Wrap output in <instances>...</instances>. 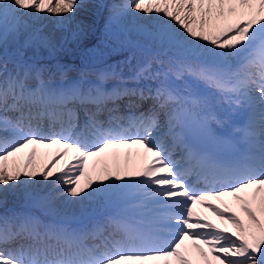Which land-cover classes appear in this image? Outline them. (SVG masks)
<instances>
[{
	"label": "snow or ice",
	"instance_id": "obj_1",
	"mask_svg": "<svg viewBox=\"0 0 264 264\" xmlns=\"http://www.w3.org/2000/svg\"><path fill=\"white\" fill-rule=\"evenodd\" d=\"M83 7L0 0V45L87 52L86 26L58 45L28 24ZM113 25L145 42L127 76L0 63V194L50 217L0 216V264H264V0H122Z\"/></svg>",
	"mask_w": 264,
	"mask_h": 264
},
{
	"label": "rangeland",
	"instance_id": "obj_2",
	"mask_svg": "<svg viewBox=\"0 0 264 264\" xmlns=\"http://www.w3.org/2000/svg\"><path fill=\"white\" fill-rule=\"evenodd\" d=\"M98 8V5H97V2L96 0H89V2H85V7L83 8H80L78 9L75 14L71 17V26L72 27H78V26H81V27H84L86 26L87 27V30H88V39H89V42L87 44V49L88 51L86 52L85 51V48L84 47H81L79 45L76 44V46H74L72 48L71 51H62L60 52L58 55L59 56H64V60H67V61H72V60H78V62H81L83 61L84 63H93V64H97L101 58H103L104 56H101L102 54H107L109 52H112V50H117V48H111L109 47L107 44L105 46V43H108V40L109 39H106V36L109 37L110 36V33L114 34V35H118V36H122L124 35V32H121L117 29V27L115 25L112 26V31H106V22H107V19L104 20L106 17H108V14H109V10H107L104 14V16H102V20L101 21H96V24H94V17L96 15V12H97V9ZM108 12V13H107ZM55 18V17H53ZM50 18L48 19H45L46 21L49 20ZM104 20V21H103ZM28 24L31 26V28L33 27V25L35 24V22L32 20V19H28ZM31 28L29 29V32L31 30ZM66 30L64 32H62L61 34L62 35H65L66 34ZM108 32V33H106ZM103 34V35H102ZM108 34V35H107ZM27 34H22L20 37H19V40L18 41H15V44L13 43V45H11L9 47V50L6 51L5 47L8 46V43L6 45H0V50L4 53H7V56L6 55H3L2 57H0V61L2 62L3 60L5 61H8V62H16L18 60H15L13 57H9V52L10 50H13V49H17L16 54L17 56H21L20 51V44H19V41L20 39L24 41L25 39V36ZM51 35H53V33H51ZM55 36V35H54ZM104 38V40H102V38ZM99 41L101 40L100 42L102 43V49L104 51V53L102 54H95L94 51H90V48L89 47L90 45L94 44L95 41ZM139 41V40H138ZM137 41V43H138ZM109 49H111L109 52H107ZM22 54L24 56H31V55H38L39 52H33V53H30L28 55H26V53H23V51L21 50ZM56 53V52H55ZM52 55H46V57L44 58V62L45 63H48L47 61L52 58ZM56 55V54H55ZM47 58V59H46ZM28 62H32L31 60L28 61ZM69 76V75H68ZM43 185H39L37 186L36 188L34 189H30L34 192V195L36 194V192H40L43 187ZM4 194V193H3ZM2 194V196H3ZM9 195H7V198H10V197H14V198H20L21 196L19 195V189H16L14 190V193L13 191H10L8 193Z\"/></svg>",
	"mask_w": 264,
	"mask_h": 264
},
{
	"label": "bare ground",
	"instance_id": "obj_3",
	"mask_svg": "<svg viewBox=\"0 0 264 264\" xmlns=\"http://www.w3.org/2000/svg\"><path fill=\"white\" fill-rule=\"evenodd\" d=\"M109 12V11H108ZM107 12V13H108ZM108 20V19H107ZM69 21H70V19H69ZM66 24H67V22H66ZM61 28V26H58L57 25V23H56V18L54 19V21H53V23L52 24H49L48 26H47V30L51 33V32H53V33H55V38H56V41H57V43H58V45H59V42H60V39H61V37H63V36H61V34H60V32H62V30L60 29ZM76 29H73L72 31H75ZM32 31H34V30H32ZM68 31H69V33L67 34L68 36H70V34H71V29H70V27L68 26ZM112 31V30H111ZM106 33H108V32H106ZM103 35V34H102ZM108 35V34H107ZM64 36H66V35H64ZM114 36V35H113ZM121 36H122V34H121ZM107 37V36H106ZM119 38H120V36H118ZM105 38V37H104ZM101 40H97V42L90 48V51H94V53L95 54H102V53H104V51H103V49L101 48L102 47V45H101V42H100ZM74 46H76V43H73V42H69V43H67V44H65L64 45V47L62 48V49H60V48H58V50L56 51V53L54 52V53H51V54H53V55H55V54H58L60 51H62V50H66V51H71L72 50V48L74 47ZM90 47V46H89ZM25 48V47H24ZM26 50H33L34 48L33 47H28V48H25ZM39 54L38 55H40V56H42V57H44L45 55H51L49 52H48V50H46V49H43V48H41L40 50H39ZM42 52H43V54H42ZM120 56H117V59H115V60H110L109 61V63H111L110 65H112V66H114V68H117L118 70H124V69H126V68H128L127 67V65L125 64V63H123L121 60H120ZM69 73H71L72 74V72L70 71ZM74 74V73H73ZM67 75H69V74H67ZM70 76V75H69ZM75 76V75H74ZM73 76V77H74ZM44 189L45 190H47V192L45 191L44 192ZM44 189L42 190L43 191V194H46V193H48L49 191H50V188H45L44 187ZM25 212H30V211H25ZM25 212H22V213H25ZM17 214H21V213H16V214H13V213H10V214H3V215H1V216H6V217H12V216H14V215H17Z\"/></svg>",
	"mask_w": 264,
	"mask_h": 264
}]
</instances>
